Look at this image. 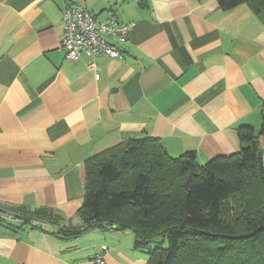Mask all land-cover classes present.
<instances>
[{
  "label": "crops",
  "instance_id": "crops-1",
  "mask_svg": "<svg viewBox=\"0 0 264 264\" xmlns=\"http://www.w3.org/2000/svg\"><path fill=\"white\" fill-rule=\"evenodd\" d=\"M66 5L133 24L114 43L121 55L68 60ZM263 124L264 3L0 0V264H94L102 246L107 264H146L130 230L71 234L83 226L87 160L152 137L204 165L241 151L239 127ZM42 208L57 222L19 218Z\"/></svg>",
  "mask_w": 264,
  "mask_h": 264
},
{
  "label": "trees",
  "instance_id": "trees-1",
  "mask_svg": "<svg viewBox=\"0 0 264 264\" xmlns=\"http://www.w3.org/2000/svg\"><path fill=\"white\" fill-rule=\"evenodd\" d=\"M218 3L223 10L242 3L258 10L264 0ZM263 132L264 124L259 132L239 127L241 151L204 165L195 152L170 156L152 137L89 158L79 209L83 226L71 234L130 230L136 248L148 255L146 264H264ZM19 218L32 225L57 222L45 208L21 210Z\"/></svg>",
  "mask_w": 264,
  "mask_h": 264
},
{
  "label": "built area",
  "instance_id": "built-area-1",
  "mask_svg": "<svg viewBox=\"0 0 264 264\" xmlns=\"http://www.w3.org/2000/svg\"><path fill=\"white\" fill-rule=\"evenodd\" d=\"M64 37L62 48L68 60L74 61L86 53L91 57L107 56L118 58L121 53L114 43H124L132 32L133 24L123 23L117 13L109 10L103 21H98L96 15L72 5H66L62 10ZM97 69L95 63L89 65ZM9 219L13 216L9 215ZM38 226V223L33 222ZM110 229H115L111 226ZM110 251L107 246L101 247L94 264H107L105 256Z\"/></svg>",
  "mask_w": 264,
  "mask_h": 264
}]
</instances>
